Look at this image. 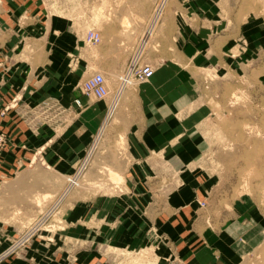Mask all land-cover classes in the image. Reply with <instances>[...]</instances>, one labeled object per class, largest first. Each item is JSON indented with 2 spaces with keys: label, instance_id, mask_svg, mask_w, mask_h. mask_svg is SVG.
Returning <instances> with one entry per match:
<instances>
[{
  "label": "crops",
  "instance_id": "crops-1",
  "mask_svg": "<svg viewBox=\"0 0 264 264\" xmlns=\"http://www.w3.org/2000/svg\"><path fill=\"white\" fill-rule=\"evenodd\" d=\"M155 1L128 0L117 24L103 30L102 43L90 48L77 37L75 22L56 14L47 0H0V110L16 97L19 104L36 105L53 96L73 116L59 136L47 130L32 135L13 108L0 119L9 138L0 152V255L20 239L24 224L38 212L33 196L46 192V175H53L32 165L36 147L48 141L45 157L59 171L77 168L110 104L109 98L89 99L80 87L102 72L114 88L109 79L131 59ZM180 15L176 19L172 13L165 20L173 31L167 28L164 65L151 83L135 90L138 111L127 127L130 165L124 191L86 201L85 207L73 201L63 218L65 228L44 234L51 242L36 239L0 264H138L132 259L142 250H149L151 263L145 264H241L248 228L236 221L219 223L211 211L213 180L199 164L201 139L194 131L200 114H183L182 121L176 115V110L195 107L190 96L202 67L221 65L228 56L229 66H237L232 55L237 30L232 36L231 25L224 30L211 17L191 22L184 5ZM263 40L264 32L259 42ZM75 100L85 108L75 107Z\"/></svg>",
  "mask_w": 264,
  "mask_h": 264
},
{
  "label": "rangeland",
  "instance_id": "rangeland-1",
  "mask_svg": "<svg viewBox=\"0 0 264 264\" xmlns=\"http://www.w3.org/2000/svg\"><path fill=\"white\" fill-rule=\"evenodd\" d=\"M127 1L47 0V5L53 8V11H59L56 14L72 19L75 22L77 37L85 43V36L90 30L101 34L103 41V30L109 31L112 29L111 25L117 24L119 10ZM161 1L156 0L152 5L150 17L132 55L140 45L154 11ZM166 2L161 20L147 45L142 48L143 60L151 64L155 72L165 63L167 28L173 31L172 24L165 21L166 17L172 13L176 19L180 17L183 5L189 9L191 22L198 20V17H211L224 30H229L228 25H231L232 36L233 30L235 28L237 30V43L232 48L237 66H229L228 56L227 61L221 65L202 67L190 96V100L196 102L195 107L184 111L176 110L178 113L176 115L177 119L182 121L183 114L186 117L188 113L200 114V123L195 126L194 131L201 139L199 164L213 180L209 192L211 211L219 223L236 221L247 226L250 239L248 238V250L241 264H264V40L259 42L264 32V0H166ZM123 25L129 28L126 22H123ZM172 50L175 54L179 53V48ZM155 63L156 66L153 65ZM117 76L118 74L109 80L116 84ZM147 83H151V80ZM140 85L128 88L122 95L121 110L112 117L95 149L93 150L94 143L89 148L88 152L91 148L93 152L88 164L83 167L84 171H79V168L86 156L76 169H71L74 172H63L45 157L48 141L36 147L30 158L32 165H42L53 175H46L44 184L46 192L33 196V202H36L34 206L38 205V212L24 224L21 231L22 235L25 234L42 217L49 215L41 231L30 243L36 239L51 242L52 240L44 234H54L65 228L63 218L73 207V201L85 207L86 201L124 191L123 184L126 183L125 177L130 165L126 133L133 114L138 111L136 104L139 98L135 90ZM109 89L113 92L115 85L112 89L109 86ZM161 99L163 100V96ZM181 99L182 97H178V100ZM58 103L59 99L50 96L36 105L19 104L16 97L0 110V119L13 108L17 111V119L26 124L32 135L39 136L47 130L59 136L70 125L68 117L73 116L70 111L65 112L60 108ZM8 145L9 138L1 131L0 126V152ZM175 179V176H171L170 183L174 184ZM1 180L3 177H0V182ZM243 241L246 242L245 237ZM146 251L148 254L145 256L150 262L149 250ZM119 254L122 255V252ZM132 261L144 264L147 260L142 252H138Z\"/></svg>",
  "mask_w": 264,
  "mask_h": 264
},
{
  "label": "built area",
  "instance_id": "built-area-1",
  "mask_svg": "<svg viewBox=\"0 0 264 264\" xmlns=\"http://www.w3.org/2000/svg\"><path fill=\"white\" fill-rule=\"evenodd\" d=\"M164 1L165 0H162L161 3L157 5V8L154 11V16L149 22L145 35L140 41V45L132 55L125 69L120 74H118L115 84V90L113 92L110 91L108 80L100 72L90 75L86 80H84V82L81 85L82 93L91 100L101 101L106 98L110 99V104L106 113L104 123L112 118L113 116L112 109L114 108L115 110L116 108L115 106H117L118 104L117 101H119L118 99L124 94V92L128 88L149 82L155 74L153 66L149 63H146L143 60L142 48L147 45L149 38L154 33L158 25V22L161 20L163 11L159 15V17L157 14L159 13L160 10L164 9V6L161 7ZM101 42H102V36L96 31L90 30L85 36V43L90 46H98L101 44ZM74 104L75 107H77L78 109L85 108V106L82 104L80 100H75ZM91 149L84 158V161L81 164L79 171L83 170L84 166L86 167L88 159L91 156ZM200 205L201 207L205 208L207 206V202L203 201L201 202ZM48 216L49 215H45L44 217H42L31 227V229L28 232L23 234L17 242H15L9 249L3 252L0 255V263L6 258L13 255L17 250H19L24 245L29 244L30 241L41 231V227L48 220Z\"/></svg>",
  "mask_w": 264,
  "mask_h": 264
},
{
  "label": "bare ground",
  "instance_id": "bare-ground-1",
  "mask_svg": "<svg viewBox=\"0 0 264 264\" xmlns=\"http://www.w3.org/2000/svg\"><path fill=\"white\" fill-rule=\"evenodd\" d=\"M165 2H166V0L163 2V4L161 5V7H163V6L166 5ZM166 3H167V2H166ZM161 7H160V8H161ZM163 10H164V9H163ZM163 10H160V11H159V13L157 14L158 17H159V15L161 14V12H162ZM162 15H163V14H162ZM158 17H157V18H158ZM150 39H151V38H150ZM134 89H136V88H134ZM121 97H122V96H121ZM121 97L118 99L119 101H117V103H118L117 106L119 105V102L121 101V100H120ZM117 106H115V107L117 108ZM116 108H115V110H114V108L112 109L113 116H114L115 113H116ZM113 116H112V117H113ZM111 119H112V118H111ZM108 122H109V121H106V122L103 124V126H102V128H101V130H100V132H99V134H98V136H97L98 138L96 137V140H95L94 145H93V150L95 149L94 147H96V146L99 144V142L101 141V140H100V137H101V135L103 134V132L107 129V127H108ZM119 143H120V142H119ZM123 145H124V144H123ZM122 148H123V146H122ZM123 149H124V148H123ZM92 152H93V151H92ZM92 152H91V154H92ZM90 157H91V156H90ZM87 164H88V163H87ZM106 167H107V166H106ZM84 170H85V169H83V171H84ZM107 170H108V169H107ZM112 171H113V170H112ZM112 171H111V172H112ZM81 173H82V172H81ZM115 173H116V172H115ZM112 174H114V173L112 172ZM114 175H116V174H114ZM117 176H119V175L117 174ZM120 178H121V177H119V179H120ZM116 180L118 181V179H116ZM77 182H78V181H77ZM79 183H80V182H79ZM72 187H73V186H72ZM65 193H66V192H65ZM65 193H64V194H65ZM66 194H68V193H66ZM66 194H65V195H66ZM64 197H65V196H64ZM59 199H60V198H59ZM62 200H63V198H62ZM40 202H41V201H40ZM44 203H45V202H44ZM42 205H43V204H42ZM55 205H56V204H55ZM24 223H25V222H24ZM145 251H146V250H143V251H142V254L144 255V257H145L146 260H147V261L144 262V264H145L146 262H149L148 259H147V257L145 256V254H146V255L148 254V251H146V252H145ZM124 260H125V259H124ZM120 263H121V262H120ZM149 263H151V262H149Z\"/></svg>",
  "mask_w": 264,
  "mask_h": 264
}]
</instances>
